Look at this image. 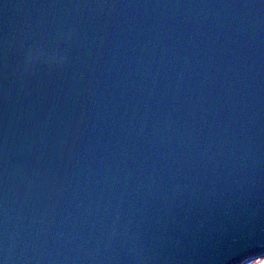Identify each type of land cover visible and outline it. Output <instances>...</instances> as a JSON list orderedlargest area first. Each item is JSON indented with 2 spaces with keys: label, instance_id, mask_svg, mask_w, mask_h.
I'll return each instance as SVG.
<instances>
[{
  "label": "water",
  "instance_id": "1",
  "mask_svg": "<svg viewBox=\"0 0 264 264\" xmlns=\"http://www.w3.org/2000/svg\"><path fill=\"white\" fill-rule=\"evenodd\" d=\"M264 258V0H0V262Z\"/></svg>",
  "mask_w": 264,
  "mask_h": 264
},
{
  "label": "rangeland",
  "instance_id": "2",
  "mask_svg": "<svg viewBox=\"0 0 264 264\" xmlns=\"http://www.w3.org/2000/svg\"><path fill=\"white\" fill-rule=\"evenodd\" d=\"M251 264H264V258L257 260V261H254Z\"/></svg>",
  "mask_w": 264,
  "mask_h": 264
},
{
  "label": "snow or ice",
  "instance_id": "3",
  "mask_svg": "<svg viewBox=\"0 0 264 264\" xmlns=\"http://www.w3.org/2000/svg\"><path fill=\"white\" fill-rule=\"evenodd\" d=\"M0 264H2V262H0Z\"/></svg>",
  "mask_w": 264,
  "mask_h": 264
}]
</instances>
